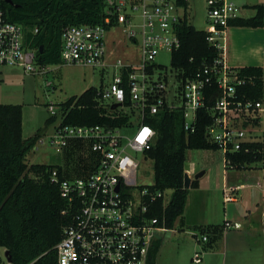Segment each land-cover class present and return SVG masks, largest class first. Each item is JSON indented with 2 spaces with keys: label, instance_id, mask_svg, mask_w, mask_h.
<instances>
[{
  "label": "built area",
  "instance_id": "obj_1",
  "mask_svg": "<svg viewBox=\"0 0 264 264\" xmlns=\"http://www.w3.org/2000/svg\"><path fill=\"white\" fill-rule=\"evenodd\" d=\"M188 1L103 0V24L72 25L63 30L61 64L91 68L102 65L107 26L121 27L125 38L138 47L140 58L134 64L116 59L112 64L119 73L98 93L100 107L129 120L135 116L136 126L59 125L49 140L57 153L72 139L86 141L96 157L94 169L85 177L60 180L55 171L51 174L50 182L58 185L66 204L62 214L68 218L56 246L57 264H150L153 243L168 231L164 218L152 216L154 204L162 199L164 207L169 200L165 201L166 191L152 189L153 183L137 182L140 161L132 154H140L142 161L149 160L144 153L155 137L153 128L145 123L147 117L163 110H180L183 131L193 134L197 112L204 109L209 116L204 139L223 154L224 161L227 155L248 153V146L259 142L249 131L258 126L264 113V90L258 101L237 93V88L250 79L225 60L226 32L233 22L243 18L245 6L238 4L241 0H204L205 42L217 50L218 57L203 64L191 77L183 78L181 73L179 92L174 97L180 100L179 105L169 100L166 83L150 79L157 65V52L172 54L180 47L177 26L187 19ZM0 65L17 66L30 75L45 74V68L36 62V50L26 45L24 27L7 20L1 0ZM212 88L217 96L210 102ZM124 108L130 115L119 111ZM47 111L50 116L62 117L61 109L56 110L52 104L47 105ZM37 143L42 144V138ZM224 226L239 228L236 223L225 222ZM200 241H207V237L201 236ZM5 252H0V261L8 263ZM201 261L199 253L191 259L193 264Z\"/></svg>",
  "mask_w": 264,
  "mask_h": 264
},
{
  "label": "trees",
  "instance_id": "obj_2",
  "mask_svg": "<svg viewBox=\"0 0 264 264\" xmlns=\"http://www.w3.org/2000/svg\"><path fill=\"white\" fill-rule=\"evenodd\" d=\"M103 6V0H1L7 20L24 27L26 45L36 50V62L43 68L61 64L64 28L103 24ZM250 8L254 15L237 19L232 27H264V5ZM110 29L111 26L106 27V31ZM177 34L180 47L172 52L170 62L174 68L181 70L183 78L191 77L203 64H210L218 57L217 50L205 42L203 31L195 30L186 18L177 26ZM235 70L250 79L245 86L237 88V93L247 99L261 100L264 90L262 68L248 66ZM101 89L102 87H90L79 96L70 97L61 103L60 125L130 126L131 121L127 116H116L115 112L100 107L98 93ZM210 92V102H213L217 93L214 88ZM56 116H50L46 124L53 122ZM197 116L193 134L183 131V115L180 110H163L145 119V123L155 131L154 142L144 153L152 161V189L172 191L166 206L163 207L162 199H158L152 211V216L160 220L164 218L167 229H173L186 205L188 190L183 188L186 152L216 150L205 141L203 135L205 126L209 123L207 112L200 110ZM204 116L205 119H199ZM43 134V128L37 129L33 136L24 139L22 106L0 104V248L5 249L8 259V263L0 261V264H57L56 246L61 240L68 218L62 214L66 204L59 187L52 184L50 179L53 171L60 180L68 178L60 165L26 162L28 153ZM248 147V153L241 151L227 155L225 169L241 170L263 161L261 142L252 143ZM91 161L90 170L78 174L77 178L92 172L95 159ZM195 183L196 181L190 182V187ZM159 247L160 242L156 240L149 253L150 264H154Z\"/></svg>",
  "mask_w": 264,
  "mask_h": 264
},
{
  "label": "rangeland",
  "instance_id": "obj_3",
  "mask_svg": "<svg viewBox=\"0 0 264 264\" xmlns=\"http://www.w3.org/2000/svg\"><path fill=\"white\" fill-rule=\"evenodd\" d=\"M238 4L245 6L241 15L248 18L254 15L250 7L264 5V0H241ZM186 12L188 23L195 30L204 31L207 15L204 0H189ZM104 39V62L94 68L58 64L47 66L44 75H30L24 73L20 67L0 65V103L22 106V137L26 139L33 136L37 129H44L43 143H37L28 153V164H59L68 179H75L78 174L87 172L92 167L91 160L96 157L86 141L72 139L60 153L50 147L49 140L60 125L61 117L56 116L53 122L46 124L50 118L47 105L52 104L58 110L61 103L70 97L79 96L90 87H108L113 77L119 73L112 64L116 59L132 64L139 61L138 47L125 38L121 27L111 28L105 33ZM170 61V52H157V65L150 79L166 83L169 100L179 105L180 100H174V97L179 92L182 72L174 68ZM23 78L27 79L25 84ZM48 83L50 85H47ZM119 111L130 115L128 109ZM130 121L133 127L138 123L135 116H132ZM249 133L263 144V161L251 164L243 170L248 169V175L252 179V183L248 181L249 184H255L257 181L260 189H264V113L258 126L250 129ZM132 156L140 161L137 182L140 185L152 184V161H142L140 154ZM184 169L196 183L188 189L187 206L176 220L173 229L159 235L161 246L156 264H193L191 259L197 253L202 258L200 264H264V234L255 219L249 222V218H245L247 213L239 211V207L243 208V202L247 199L246 193L239 191L235 204L222 203L221 177L225 173H228V178L236 174L234 170L225 169L223 154L214 149L188 150ZM202 172H206L205 175L196 178ZM238 182H244L243 178ZM259 193L258 187H254L249 196L253 197ZM171 194L170 190L165 192V201L170 199ZM230 208L233 209L231 215L239 222V228H226L221 231L223 209L228 213ZM203 235L207 237L205 242L200 241ZM2 251L0 248V252Z\"/></svg>",
  "mask_w": 264,
  "mask_h": 264
},
{
  "label": "crops",
  "instance_id": "obj_4",
  "mask_svg": "<svg viewBox=\"0 0 264 264\" xmlns=\"http://www.w3.org/2000/svg\"><path fill=\"white\" fill-rule=\"evenodd\" d=\"M225 60L228 66L233 69L248 67V66L261 67L263 70V78H264V27L263 28L230 27L226 32ZM26 82L27 79L23 78V83L25 84ZM22 132H23V121H22ZM230 170L236 171V174L228 178V173L227 174L225 173L221 177L223 183L222 203L235 204L237 203L236 200H237L238 192L239 191L245 192L247 199L243 202V208L239 207V211L243 213H247V215H245V218L248 217L249 222L255 219V221L259 224L261 228L262 234H264V229H263L264 228V189H260L259 182L257 181L255 182V184L248 183V181L252 183L251 182L252 179H250V176L248 175L249 174L247 171L248 169L246 171L243 169L241 170L230 169ZM184 172L188 173V171L185 169ZM205 173L206 172H202L201 176L205 175ZM238 173L242 174V176L239 175ZM241 177L243 178L244 182H238V180L241 179ZM190 179H191L190 182H192L191 177ZM254 187H258L260 193L253 197L249 196L250 190ZM185 206H187V204ZM232 210L233 209L230 208L229 212L226 213V211L223 209L224 212L222 214V225L220 226L221 231L223 230L225 231L226 229L224 226L225 222L229 224L239 223L237 222V220H235V217L231 215ZM163 234L165 233H162L161 235ZM157 241L160 242L159 237ZM160 246H161V242H160ZM159 250L157 255L159 254ZM156 259L157 256L155 258L154 264H156Z\"/></svg>",
  "mask_w": 264,
  "mask_h": 264
},
{
  "label": "water",
  "instance_id": "obj_5",
  "mask_svg": "<svg viewBox=\"0 0 264 264\" xmlns=\"http://www.w3.org/2000/svg\"><path fill=\"white\" fill-rule=\"evenodd\" d=\"M116 106L117 105H114V107H116ZM201 175H202V173L198 174L196 176V178L200 177ZM190 181H191L190 177L186 173H184V176H183V188L184 189L188 190L190 188ZM5 256L7 257V252H5ZM7 261H8V259H7Z\"/></svg>",
  "mask_w": 264,
  "mask_h": 264
}]
</instances>
